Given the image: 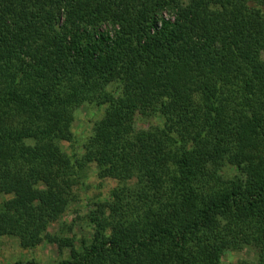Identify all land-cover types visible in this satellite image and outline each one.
Segmentation results:
<instances>
[{
  "label": "trees",
  "instance_id": "1",
  "mask_svg": "<svg viewBox=\"0 0 264 264\" xmlns=\"http://www.w3.org/2000/svg\"><path fill=\"white\" fill-rule=\"evenodd\" d=\"M84 103L104 113L70 156ZM88 162L117 184L76 246L48 228ZM0 194V236L67 247L56 264H221L245 246L233 264H264V0H0Z\"/></svg>",
  "mask_w": 264,
  "mask_h": 264
},
{
  "label": "rangeland",
  "instance_id": "2",
  "mask_svg": "<svg viewBox=\"0 0 264 264\" xmlns=\"http://www.w3.org/2000/svg\"><path fill=\"white\" fill-rule=\"evenodd\" d=\"M105 106L92 103L81 104L74 111L71 124L72 139L60 141L59 146L67 155L82 156L84 144L90 136L93 124L104 113ZM161 121L156 117L146 116L141 113L135 116V126L138 129L147 128L150 125H159ZM226 172L229 175L235 173V169L227 165ZM117 181L112 178H99L96 173L95 163L88 162L83 169V177L79 184L73 186V192L61 218L52 223L48 231L51 234L72 238L78 246L82 239L89 241L92 236V226L88 220L89 211L97 203L108 200V193ZM12 197V194H0V203ZM69 249L58 248L55 243L43 240L33 248H22L14 236H0V264H27L26 261H34L40 264H56L59 260L67 258ZM255 250L245 246L239 250H227L223 253L221 264H233L239 260H252Z\"/></svg>",
  "mask_w": 264,
  "mask_h": 264
}]
</instances>
